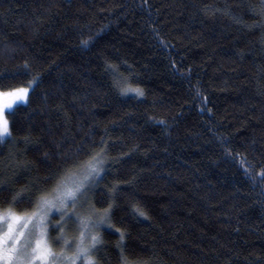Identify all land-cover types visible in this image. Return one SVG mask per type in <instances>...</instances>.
<instances>
[{"label": "trees", "instance_id": "obj_1", "mask_svg": "<svg viewBox=\"0 0 264 264\" xmlns=\"http://www.w3.org/2000/svg\"><path fill=\"white\" fill-rule=\"evenodd\" d=\"M112 65L144 94L122 93ZM18 87L0 206L51 195L48 177L104 149L88 194L113 204L101 264H121L120 229L130 260L264 264L262 0H0V89Z\"/></svg>", "mask_w": 264, "mask_h": 264}, {"label": "snow or ice", "instance_id": "obj_2", "mask_svg": "<svg viewBox=\"0 0 264 264\" xmlns=\"http://www.w3.org/2000/svg\"><path fill=\"white\" fill-rule=\"evenodd\" d=\"M112 70L117 73L114 83L122 93L144 94L141 88L132 87L126 77L120 76L115 65H112ZM28 92L27 87L0 90V140L11 135L7 111L13 109L17 102L25 101ZM104 152L101 149L91 153L86 160H78L62 173L48 177L56 181L51 195H40L32 201V193L17 192L6 207L0 206V264H101L94 255H103V237L98 229L115 228L112 223L113 204L97 209L88 194L104 178ZM118 190L119 183H116L111 195H117ZM24 199L33 203V210H16L13 207ZM135 211L146 215L138 206H135ZM50 214L60 215V220L51 221ZM72 224L79 229L75 237L69 236L64 228V225L71 227ZM49 225L53 230L59 229L53 237L56 243L62 245L59 253L53 250L49 241ZM117 231L120 235L117 247L121 264H149L148 259H129L125 254V232L122 229Z\"/></svg>", "mask_w": 264, "mask_h": 264}, {"label": "rangeland", "instance_id": "obj_3", "mask_svg": "<svg viewBox=\"0 0 264 264\" xmlns=\"http://www.w3.org/2000/svg\"><path fill=\"white\" fill-rule=\"evenodd\" d=\"M27 88H29V92H28V95H27V99L25 100V101H20V102H17L16 103V105H14V107H13V109L17 106V105H19V104H21V103H25L27 100H28V97H29V93H30V90H31V88L30 87H27ZM1 90V89H0ZM13 109H10V110H8L7 111V117H8V113L10 112V111H12ZM9 120V119H8ZM9 137V136H8ZM8 137H6L5 139H7ZM5 139H2V140H5ZM50 215H53V214H50ZM50 215H49V219H50ZM59 219H60V215H59ZM67 227V225H64V228H66ZM75 229H77V232L79 231V229L76 227V225H75ZM72 230V229H71ZM27 231L28 230H26V234H27ZM78 234L76 233V236H77ZM49 241H50V239H49ZM52 246V245H51ZM60 252V249L57 251V253H59Z\"/></svg>", "mask_w": 264, "mask_h": 264}]
</instances>
